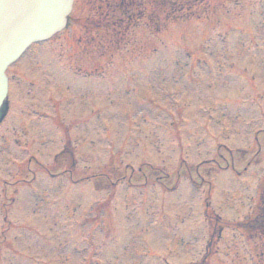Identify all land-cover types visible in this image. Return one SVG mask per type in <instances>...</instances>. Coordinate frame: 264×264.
<instances>
[{
    "label": "rangeland",
    "instance_id": "1",
    "mask_svg": "<svg viewBox=\"0 0 264 264\" xmlns=\"http://www.w3.org/2000/svg\"><path fill=\"white\" fill-rule=\"evenodd\" d=\"M100 1L74 0L70 32L8 72L0 264H198L207 244V264H264V239L230 227L264 173V1L133 0L153 19L120 36L84 29ZM65 130L88 183L53 178Z\"/></svg>",
    "mask_w": 264,
    "mask_h": 264
},
{
    "label": "water",
    "instance_id": "2",
    "mask_svg": "<svg viewBox=\"0 0 264 264\" xmlns=\"http://www.w3.org/2000/svg\"><path fill=\"white\" fill-rule=\"evenodd\" d=\"M72 0H0V117L5 111L4 71L32 43L65 24Z\"/></svg>",
    "mask_w": 264,
    "mask_h": 264
},
{
    "label": "trees",
    "instance_id": "3",
    "mask_svg": "<svg viewBox=\"0 0 264 264\" xmlns=\"http://www.w3.org/2000/svg\"><path fill=\"white\" fill-rule=\"evenodd\" d=\"M95 28L97 29L96 25ZM241 229L248 231L249 234L245 231L248 238L264 236V204L257 209L249 221L241 225Z\"/></svg>",
    "mask_w": 264,
    "mask_h": 264
}]
</instances>
